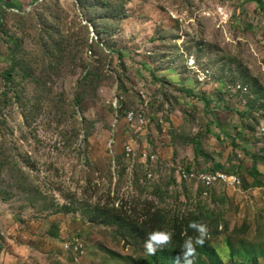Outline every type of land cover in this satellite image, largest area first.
I'll return each mask as SVG.
<instances>
[{"label":"rangeland","instance_id":"rangeland-1","mask_svg":"<svg viewBox=\"0 0 264 264\" xmlns=\"http://www.w3.org/2000/svg\"><path fill=\"white\" fill-rule=\"evenodd\" d=\"M193 221L264 264V0H0V264H176L143 242Z\"/></svg>","mask_w":264,"mask_h":264},{"label":"clouds","instance_id":"clouds-1","mask_svg":"<svg viewBox=\"0 0 264 264\" xmlns=\"http://www.w3.org/2000/svg\"><path fill=\"white\" fill-rule=\"evenodd\" d=\"M196 234L187 237L181 246V255L176 258V264H195L197 248L203 246L209 234L207 224L202 221H193L188 225ZM173 239V232L168 229H154L147 233L143 242V248L146 255L155 256L158 251L167 248Z\"/></svg>","mask_w":264,"mask_h":264},{"label":"built area","instance_id":"built-area-1","mask_svg":"<svg viewBox=\"0 0 264 264\" xmlns=\"http://www.w3.org/2000/svg\"><path fill=\"white\" fill-rule=\"evenodd\" d=\"M92 52V51H91ZM113 107L116 110L117 115H120V111L121 109H123V102L122 100L115 98L112 101ZM126 119L131 122L134 123L136 122V120L139 118L140 121H143V113H137L136 110L134 109H129L126 110ZM118 118L115 120L117 121ZM116 124V123H115ZM131 147L128 146L127 147V154H129L131 152ZM142 158L143 159H147L148 157L150 159H154L155 158V154H151L149 153L146 149H143L142 151ZM179 177L182 178H190L191 176H194L193 172H189L184 168H181L179 171ZM150 175V173H149ZM197 177L208 187L211 184H214L216 180H224V181H229L230 179L232 180H236V177L234 176H230L229 174L223 172V171H216L214 173L212 172H200ZM78 239L72 238L70 242H66L63 245V249L64 250H71L74 253H78L79 252V247H78Z\"/></svg>","mask_w":264,"mask_h":264},{"label":"trees","instance_id":"trees-1","mask_svg":"<svg viewBox=\"0 0 264 264\" xmlns=\"http://www.w3.org/2000/svg\"><path fill=\"white\" fill-rule=\"evenodd\" d=\"M254 2L256 0H253ZM14 71V66L10 65V67L4 71V73L2 74V77L4 78V80L6 81H10L11 77H12V73ZM254 169L256 168L255 165L253 167ZM187 229L188 232L182 234V232H177L173 235V239H172V243L170 244V249L176 254V255H181V246L184 242V240L189 237V236H195L196 234L192 231V229H190L188 227V224L184 225ZM197 252L200 253V255H205L208 258L211 259V263L210 264H215V259L218 258V252L216 250V248L211 244V242L206 239V242L204 243L203 246H200L197 248ZM163 254V250L158 251L156 253L155 256H150L152 259H154L155 261H157L159 259V257Z\"/></svg>","mask_w":264,"mask_h":264}]
</instances>
